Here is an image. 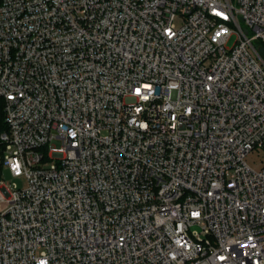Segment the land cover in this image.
Masks as SVG:
<instances>
[{"label":"built area","instance_id":"2783aa9c","mask_svg":"<svg viewBox=\"0 0 264 264\" xmlns=\"http://www.w3.org/2000/svg\"><path fill=\"white\" fill-rule=\"evenodd\" d=\"M262 52L264 0H0V264H264Z\"/></svg>","mask_w":264,"mask_h":264},{"label":"rangeland","instance_id":"374dc122","mask_svg":"<svg viewBox=\"0 0 264 264\" xmlns=\"http://www.w3.org/2000/svg\"><path fill=\"white\" fill-rule=\"evenodd\" d=\"M235 41H236V37L230 39V41L227 44V47L231 48L235 44ZM2 161H3L2 154L0 152V162H2ZM246 161L255 170H260V169H262L264 167V152L262 150H257V152L249 155L246 158ZM45 166L48 167V166H50V164H45ZM3 173H4L5 177H6V180L10 181L11 180L10 174L7 171H3ZM3 173L0 171V179L2 178V174ZM14 184H17L18 187H21V188L25 187L22 178L15 179Z\"/></svg>","mask_w":264,"mask_h":264},{"label":"trees","instance_id":"16d2710c","mask_svg":"<svg viewBox=\"0 0 264 264\" xmlns=\"http://www.w3.org/2000/svg\"><path fill=\"white\" fill-rule=\"evenodd\" d=\"M263 56H264V52H262ZM6 130V126L4 123V116H3V106H2V101H0V134ZM4 146L2 144H0V150L2 152Z\"/></svg>","mask_w":264,"mask_h":264},{"label":"snow or ice","instance_id":"6c2138e0","mask_svg":"<svg viewBox=\"0 0 264 264\" xmlns=\"http://www.w3.org/2000/svg\"><path fill=\"white\" fill-rule=\"evenodd\" d=\"M137 91H139V90H137Z\"/></svg>","mask_w":264,"mask_h":264}]
</instances>
